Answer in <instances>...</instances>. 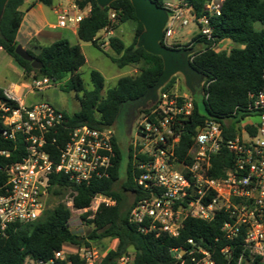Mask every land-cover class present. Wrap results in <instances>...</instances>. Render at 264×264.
Segmentation results:
<instances>
[{"label": "built area", "instance_id": "obj_1", "mask_svg": "<svg viewBox=\"0 0 264 264\" xmlns=\"http://www.w3.org/2000/svg\"><path fill=\"white\" fill-rule=\"evenodd\" d=\"M76 1L60 0L62 4L56 8L60 28L79 24L90 14V9L81 10ZM224 2L208 0L204 13L197 17L179 0L167 1L161 7L168 13L162 45L189 52L192 63L205 49L198 40L214 41L211 20L220 16ZM111 16L114 20L115 15ZM191 23L198 29L190 42L182 43L175 38L176 28L189 27ZM211 49L221 52L231 48L223 40L214 43ZM49 85L48 78L34 82L38 90ZM208 85H202L205 98ZM4 95L15 101L7 92ZM250 98L248 113L237 122L233 138L225 139V128L235 117L224 124L207 121L196 128L186 161L177 152L193 114V95L179 89L176 80L173 87L164 86L159 91L155 103L150 102L142 109L137 125L139 139L129 146L136 171L134 181L141 192L129 221L142 233L177 238L187 219L211 222L224 217L221 232L229 245L220 254L231 259L237 250V264H254L256 259L264 264V86ZM17 104V108L0 104L3 136L8 141L19 140L25 150L20 161L4 167L7 181L0 185V238L8 237L17 225H29L42 216L54 176H63L68 182L69 186L63 189L67 196L59 203L75 210L79 225L93 219L102 205L114 206V200L95 194L88 208L76 210L72 188L109 178L118 140L114 128L70 126L65 112L51 104L33 107ZM224 148L233 154V160L222 176L213 177V157ZM0 155L8 157L10 153L0 151ZM217 242L211 245L203 239L198 242L191 238L187 249L173 252L178 259L186 255L192 264H216L213 255ZM111 249L70 244L57 251L51 260L27 259L25 264H73L72 255L83 264H99ZM132 261V256H125L116 264Z\"/></svg>", "mask_w": 264, "mask_h": 264}, {"label": "trees", "instance_id": "obj_2", "mask_svg": "<svg viewBox=\"0 0 264 264\" xmlns=\"http://www.w3.org/2000/svg\"><path fill=\"white\" fill-rule=\"evenodd\" d=\"M38 1L44 6H52L55 0ZM154 1L162 7L169 0ZM179 1L190 7L193 14L199 17L204 13L208 0ZM24 2L25 0H8L0 20V48L10 55L33 83L48 78L50 84H60L63 91L82 93L78 96L80 112L73 116L65 113L70 126L114 127L124 107L145 98L163 74V60L137 46L138 38L144 29L135 16L130 0L114 1L106 7H100L95 0H77L81 10L90 9L87 18L78 24L77 34L83 43H91L103 50V43L97 37L101 31L113 32L124 23H135L131 45H126L121 38L113 36L109 38V46L115 55L110 57L112 62L119 68L139 66L137 74L119 78L117 86L108 90L104 96V77L99 71L93 70L90 72L93 89L87 91L79 72L86 64V58L81 46L72 45L67 39L57 40L46 46L33 41L32 46L38 49L39 53L35 54L31 50L27 52L42 64L41 69H34L30 61L15 53L16 47L20 45L17 35L24 20V12L21 11ZM111 15H115L114 20ZM211 25L214 29V41L198 40L205 49L192 61V67L203 76L205 85H209L205 88L208 97H204L202 101L204 112L194 100L193 114L182 136L177 154L184 161L188 149L192 146L196 128L203 126L207 121L214 120L224 124L235 117L236 120L225 128V139L233 138L236 135L237 122L248 113L246 109L251 102L250 96L256 95L264 86V0H225L220 16L212 18ZM223 40L232 42L235 47L221 52L211 49L214 43ZM175 82L176 76L168 81L165 88L173 87ZM3 91L0 89V104L5 103L17 108V102L8 100ZM2 115L0 110V151H6L10 155H0V185L7 181L4 167L20 161L25 154L19 140L8 141L3 136ZM119 144L117 140L116 157L114 166L109 171V178L94 180L89 185L72 187L76 210L88 208L95 194L116 202L114 206L102 205L94 218L87 221L91 228L87 235L79 236L71 231L70 218L73 211L58 201L63 189L69 184L63 176H54L47 209L42 216L29 225H17L8 237L0 238V264H25L27 259L47 261L53 259L55 253L66 245L98 247L105 241L113 240L117 242L116 246L99 264H116L118 259L125 256L133 257L131 264H192L186 255L178 259V255L173 252L187 249L188 240L191 238L198 242L203 239L206 244L211 245L218 240L213 255L216 264H237V250L231 259H226L220 254V250L229 245L221 232L224 217L211 222L187 219L177 238L168 234L159 237L154 234L145 235L136 224L129 221L133 205L141 192L134 181L136 171L131 147L128 150L125 179L121 186L117 187L124 161V152ZM232 160L233 154L226 148L222 149L213 157L212 176H222L223 170ZM126 194L133 196V203L129 208H125ZM86 216L84 215V218ZM70 258L73 264H83V261L73 255ZM254 264L261 262L256 259Z\"/></svg>", "mask_w": 264, "mask_h": 264}, {"label": "rangeland", "instance_id": "obj_3", "mask_svg": "<svg viewBox=\"0 0 264 264\" xmlns=\"http://www.w3.org/2000/svg\"><path fill=\"white\" fill-rule=\"evenodd\" d=\"M71 25V24H70ZM136 24L133 22H127L119 26L115 31L114 36L121 38L126 45H131L134 40ZM197 26L194 23H191L189 27L176 28L177 32L175 38L181 41L182 43H187L192 40L194 33L197 31ZM82 43V41H81ZM232 43V42H231ZM82 51L86 58V64L80 69L81 77L84 81L85 89L91 91L93 89L90 72L93 70H98L105 78V89L103 90V95L106 96L108 90L114 88L118 82V79L127 74L135 75L139 72V66H125L124 68H119L115 63L112 62L110 57L115 56L112 51H110V46L108 51L106 49L100 50L91 43H82ZM230 47H235L232 43ZM198 50L200 48H197ZM137 71V72H136ZM176 76V75H174ZM173 76V77H174ZM69 77H67L68 79ZM177 84L179 89L187 90L184 84V79L182 75L176 76ZM52 86L49 89H45L42 92L36 93L35 100L37 101H46L56 108V110H64L69 116H73L75 113L80 112V102L78 96H81L82 93H77L76 91L66 92L61 89L60 84H51ZM195 101L198 103L199 108L202 112L203 110V98L202 89L198 87L195 88L193 93ZM134 105H126L124 110L121 111L118 119L114 124V130L124 152V161L122 167L120 168V181L117 185L119 188L122 181L125 179V171L128 163V150L129 146L139 139L137 134V125L141 121V110H137L133 107ZM62 111V112H64ZM66 191H63L58 201H63L66 198ZM133 203L132 194L125 195V208H129ZM77 213L75 210L71 215L70 228L75 235L86 236L88 231L91 229L88 223L84 225L78 224ZM116 241L112 242H103L98 245V247L109 246L112 249L116 246ZM104 245V246H103Z\"/></svg>", "mask_w": 264, "mask_h": 264}, {"label": "crops", "instance_id": "obj_4", "mask_svg": "<svg viewBox=\"0 0 264 264\" xmlns=\"http://www.w3.org/2000/svg\"><path fill=\"white\" fill-rule=\"evenodd\" d=\"M59 4H62L60 0H55L52 6H44L38 0H25L21 7V11L24 12V20L21 23L17 35V41L20 46L38 54L39 50L32 46L33 41H36L42 46H46L57 40L67 39L72 45H80L82 49L83 42L81 43L77 34L78 24H71L66 28L59 27V16L56 10ZM114 33L115 31L107 32L103 30L97 36L107 51L109 49V38L113 37ZM225 44L228 48H233L230 47L232 44L230 41H225ZM127 75L131 76L129 74ZM51 86L50 84L42 90L36 89L32 80L25 76L21 67L15 63L7 52L0 48V89L7 92L13 100L19 104L32 107L42 103H48L42 100H35V95L38 92L49 89Z\"/></svg>", "mask_w": 264, "mask_h": 264}, {"label": "water", "instance_id": "obj_5", "mask_svg": "<svg viewBox=\"0 0 264 264\" xmlns=\"http://www.w3.org/2000/svg\"><path fill=\"white\" fill-rule=\"evenodd\" d=\"M100 7L109 6L114 1L119 0H95ZM135 11V16L143 25V32L140 34L137 46L144 48L146 52L158 56L163 60L164 72L158 79L153 89L149 90L142 100L134 104L137 110L146 109L149 103H155L159 91L168 83L174 75H182L186 89L193 95L195 86L193 78L198 80V86L203 90L204 78L192 67L189 59V52L165 47L161 41L163 30L168 21V13L163 8L156 5L154 0H130ZM8 0H0V20L5 10ZM15 53L22 59L30 61L34 69H41L42 64L34 60L26 49L18 45Z\"/></svg>", "mask_w": 264, "mask_h": 264}, {"label": "flooded vegetation", "instance_id": "obj_6", "mask_svg": "<svg viewBox=\"0 0 264 264\" xmlns=\"http://www.w3.org/2000/svg\"><path fill=\"white\" fill-rule=\"evenodd\" d=\"M193 83H194L195 88L198 87V80L196 77L193 78ZM134 104H131V105H134Z\"/></svg>", "mask_w": 264, "mask_h": 264}]
</instances>
